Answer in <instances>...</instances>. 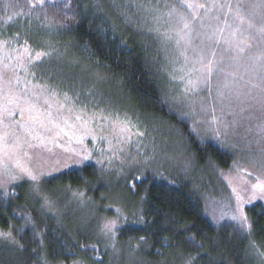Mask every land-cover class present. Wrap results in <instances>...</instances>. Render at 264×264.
I'll return each mask as SVG.
<instances>
[{
    "label": "trees",
    "instance_id": "obj_1",
    "mask_svg": "<svg viewBox=\"0 0 264 264\" xmlns=\"http://www.w3.org/2000/svg\"><path fill=\"white\" fill-rule=\"evenodd\" d=\"M149 1L160 7L152 9L151 4L152 13L144 12L146 18L140 21L137 9ZM208 2L215 9H167L179 19L182 14L192 18L186 22L191 45L202 50L195 52L176 37L178 29L166 28L165 8L180 7L179 0H0V106L10 105L15 119L19 106H35L20 95L26 88L20 80H33L26 77L27 59L46 53L38 60L42 63L52 53L72 52L101 69L126 95L131 112L122 115L141 135L140 144L156 138L158 127L175 129L181 139L195 143L193 161L210 167L219 184L221 172L228 171L237 156L228 142L219 145L213 138L231 137L238 128L239 136L254 140L250 121L264 120V0H202V5ZM227 4L229 9H224ZM223 42L226 52L220 50ZM160 44L180 50L181 56L167 58L158 50ZM7 76L10 80L5 81ZM8 88L26 106L11 104L15 102ZM183 93L191 97L176 101ZM200 104L205 107L197 108ZM189 106L196 108L194 114ZM135 113L150 117L148 129ZM202 117L214 123L203 125ZM222 122L228 130L218 129ZM200 126L211 130L212 137L189 133L190 127L198 132ZM157 137L163 140L165 135ZM128 146L123 163L110 165L106 151L102 161L95 154V161L66 167L38 184L12 183L8 193H0V233L11 232L17 242L0 238V264H184L189 253L195 257L192 264H264V205L247 208L250 227L234 219L215 225L205 213L200 193L206 195V189L196 177L181 174L186 171H139L137 161L128 168L134 145ZM109 174L116 183L113 205L108 202L111 190L102 180ZM136 175L141 179L133 187ZM84 198L99 201L92 213L83 210ZM54 199L57 204L51 203ZM112 220L117 227L105 235L101 229ZM189 237H195L196 247Z\"/></svg>",
    "mask_w": 264,
    "mask_h": 264
},
{
    "label": "rangeland",
    "instance_id": "obj_2",
    "mask_svg": "<svg viewBox=\"0 0 264 264\" xmlns=\"http://www.w3.org/2000/svg\"><path fill=\"white\" fill-rule=\"evenodd\" d=\"M179 1L180 7H167L165 10L194 9L196 11V9H215V6L209 2L207 6L202 5V0ZM216 2L220 3L221 0H216ZM139 4L140 2H138ZM151 4L153 5L152 9H159L160 7V5H154L150 1L143 4L144 8L137 9L139 11L137 14H140L142 18L139 17L140 21L146 18L144 12L152 13L153 10H148L151 9ZM181 4L183 7H181ZM188 5L192 6L189 7ZM224 9H229V5L227 4ZM230 9L235 8L230 7ZM166 13L169 14L166 19L169 26L166 28L169 31L174 28L178 29L179 32L175 34L176 37L182 41L185 40V44L189 48L191 47L190 51L192 49L195 52L202 51L191 45L190 36L192 31L184 27L186 22L193 21L192 18H189V15L182 14L183 19H179L171 14L175 13L174 10H170V12L168 10ZM153 34L162 43H166L167 39L163 40L159 33L154 32ZM175 43L179 45L178 40H175ZM175 43L172 46L173 48L176 46ZM157 48L167 54V58L171 56L173 60H176L177 57L181 56L178 53L180 50L174 49V51L167 45L164 47L160 44ZM220 50L226 52L227 48L224 42L220 45ZM61 54L52 53V57H48L42 63L38 60L35 61L33 57L24 62L27 70L26 77L33 80L30 82L27 78L20 80L26 86V88L20 90V95L28 103L35 105L34 107H27L25 102L21 100L20 103L26 107L19 106L18 119H15L12 115L13 111L10 110V105L0 106V193H8L7 189L12 183L16 182L18 184L21 181L28 180L38 184L41 179L56 174L60 170L64 171L62 169L66 167H77L76 161L84 155L90 157L87 161H95L93 157L95 154L102 161V155L107 151V155L110 154L108 161L112 163L110 165L118 164L117 160L123 163L122 153L128 154V145L131 144L134 147L131 148L127 158L128 168H131L137 161L139 171L153 172L156 169L158 171H178L179 173L186 171V174L183 172L181 174L192 179L196 177L198 185L206 189V195L204 191L200 195L203 198L205 213L212 223L215 225L224 222L230 223L233 217H236L234 220L243 225L242 217H246L247 224H249L247 208L257 203L264 205V193L256 187L258 184H264V120H259L260 122L250 121L255 125L254 140L239 136L238 128L232 130L231 137L225 139L213 138L219 142V145L228 142V149H232L237 156V160L230 169L221 172V179L218 184L213 179L210 167L201 168L193 161L195 143L181 139L179 132L175 129L166 128L161 130V127H158L157 130L153 126L156 129L155 131H158L157 134L152 133L156 138L140 144L138 139L141 135L134 131L135 128L128 123L127 118H123L126 117L125 114L129 111L126 108V95L101 69L84 60L75 58L72 52L65 51L63 53L61 51ZM7 80H10L9 76L6 77L5 81ZM197 89H195L196 93L202 92L201 89ZM56 90L60 92L57 93ZM9 91L12 92L11 95L14 98H10V100L15 102L11 104H20L19 99L15 98L14 91L12 89H9ZM51 93L59 95L51 96ZM186 97L190 98L191 95L183 93L176 96L177 99H175L176 101H187ZM195 98L198 97L195 96ZM42 100L46 101L43 103ZM189 102L194 103L191 99ZM4 103L8 104L7 102ZM201 106L205 107L204 104H200L197 108H201ZM35 107L39 109L34 110ZM195 109L189 108L193 114ZM200 111V114H203V110L200 109ZM263 112L261 111V117H264ZM122 113L125 114L122 115ZM134 115L145 121L142 126L144 129L149 128L148 126L151 123L149 116L139 113ZM208 120L210 124L214 123V120L209 118H201L203 125ZM194 122L196 126L199 124V121ZM197 129L196 127V131H194L190 127L189 133L202 138H207L209 135L212 137L211 130L208 131L203 126H200L198 132ZM218 129L228 130L224 122L218 126ZM160 133L165 135L163 140L157 137ZM244 150L247 152H244ZM94 164L92 163V166ZM96 170L102 169L98 167ZM26 171L31 172L37 179H29L25 174ZM114 179L111 174L102 178L111 190L108 200L111 205L115 203L113 188L116 183H114ZM56 200L54 199L51 203L57 204ZM59 202L65 203L66 201ZM83 202H85L83 210L92 213L94 204L99 201H87L84 198ZM73 211L75 210L73 209ZM62 212L65 213L68 219L71 218L67 207H64ZM79 216L84 218L81 212Z\"/></svg>",
    "mask_w": 264,
    "mask_h": 264
},
{
    "label": "snow or ice",
    "instance_id": "obj_3",
    "mask_svg": "<svg viewBox=\"0 0 264 264\" xmlns=\"http://www.w3.org/2000/svg\"><path fill=\"white\" fill-rule=\"evenodd\" d=\"M40 3H43V0H39ZM189 7H191L192 5H188ZM241 23H244L243 18H241ZM254 25L252 24L251 21H249V27H253ZM185 28L188 27L187 23H185L184 25ZM261 31H264V27H262L260 29ZM27 51V49H26ZM44 55H46V53H41V52H37L35 55V60H40ZM210 70V69H209ZM89 156L88 155H84L80 160L76 161L77 164H81L83 161H87L89 160ZM25 174L28 176L29 179L32 180H36L37 177L32 175L31 172H25ZM141 177L139 175H136L134 178H132V186H135V181L140 180ZM257 188H259V190L264 193V184H258L256 186ZM233 219H236V217H233ZM244 224L242 226L245 227H250V225L247 224V218L246 217H242ZM117 227V223L115 220L109 221L107 223H105V225L103 226V228L101 229V231L105 234V235H109L114 233V229ZM184 228H187V225L183 226ZM186 235V233H183ZM0 238H3L5 240H8L11 243H17L14 239V237L12 236V233H0ZM141 239H144L143 237H141ZM188 242L190 244H192L193 247H196V240L195 237H189L188 238ZM20 247H22V245H19ZM195 257L191 256V253H189L188 257L185 259L184 264H192V262L194 261Z\"/></svg>",
    "mask_w": 264,
    "mask_h": 264
}]
</instances>
